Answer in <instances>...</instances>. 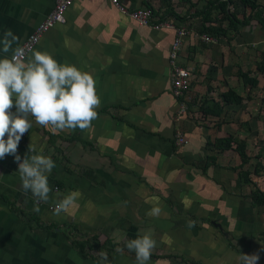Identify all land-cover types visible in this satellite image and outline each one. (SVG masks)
Returning <instances> with one entry per match:
<instances>
[{
	"label": "crops",
	"instance_id": "crops-1",
	"mask_svg": "<svg viewBox=\"0 0 264 264\" xmlns=\"http://www.w3.org/2000/svg\"><path fill=\"white\" fill-rule=\"evenodd\" d=\"M209 1L119 0L120 7L111 0H73L63 21L47 28L28 50L25 59L46 51L58 63L91 73L101 105L97 119L83 131L54 134L29 116L32 127L22 136L17 154L23 160L29 147L35 148L30 155L43 154L55 162L48 175L52 192L47 203L23 190L12 155L0 159V264H135L125 241L144 234L156 241L148 264H239L240 253H256L257 264H264V202L252 206L251 183L236 184L241 169L231 167L240 164L236 150L212 145L215 136L231 134L244 139L250 153L252 137L260 136V119L252 113L261 102L256 106V98L244 97L236 83L249 56H264V25L254 15L231 27L227 12L234 10L233 4L237 1L238 18L243 10L250 13V7L230 0L225 10L212 4L204 8ZM52 2L0 0V39L10 29L18 37L14 49ZM137 6L149 7L153 18L165 20L163 26L153 28L130 18L127 11ZM177 25L184 33L175 62L191 72L182 97L171 91L168 50ZM215 27L222 31L214 34ZM200 33L214 40L204 41ZM10 52L0 51V58ZM228 88L243 95L242 103L223 100ZM182 100L187 109L178 114ZM210 100L222 105L219 114L202 109L209 108ZM252 119L257 122L249 132L244 126ZM176 131L185 136L184 143L173 141ZM248 167L247 162L242 166ZM257 185L264 190L262 175ZM71 191L80 193L76 206L54 215L48 205L61 198L57 193ZM154 206L162 208L159 217L146 215ZM32 214L49 218L46 222L78 223V233L68 236L58 227H40ZM91 234L99 243H112L100 249L86 244V255L69 241ZM101 251L107 253V262L99 257Z\"/></svg>",
	"mask_w": 264,
	"mask_h": 264
},
{
	"label": "clouds",
	"instance_id": "clouds-1",
	"mask_svg": "<svg viewBox=\"0 0 264 264\" xmlns=\"http://www.w3.org/2000/svg\"><path fill=\"white\" fill-rule=\"evenodd\" d=\"M17 41L18 37L10 29H6L0 39V51L12 52L10 58H0V159L12 155L18 163L23 190L30 191L38 202L47 203L52 192L48 175L55 162L43 154L30 155L36 152L35 148L29 147L23 160L17 154L22 136L32 127L29 116L54 134L77 128L83 131L97 119L101 99L91 73L74 65L58 63L46 51H35L25 59L23 47L12 48ZM57 196L61 198L54 204L53 214L59 216L76 206L80 193L71 191L57 193ZM34 211L39 212V207H34ZM161 213L162 208L154 206L146 215L159 217ZM155 246L156 241L149 234L126 240L124 245L129 252H134L135 264H148ZM116 251L122 253L124 248ZM98 255L107 262L106 252H98ZM238 259L239 264H257L259 255L240 253Z\"/></svg>",
	"mask_w": 264,
	"mask_h": 264
},
{
	"label": "trees",
	"instance_id": "trees-1",
	"mask_svg": "<svg viewBox=\"0 0 264 264\" xmlns=\"http://www.w3.org/2000/svg\"><path fill=\"white\" fill-rule=\"evenodd\" d=\"M227 1L230 0H210L209 3L205 4L204 8H209L210 5H217L219 6L220 10L224 9V4L227 3ZM232 1V0H231ZM240 2L243 5H248L251 9L250 13H247L245 16L238 18L235 16V10L227 12V17L229 20V24L231 27H236L237 23L240 25H243L248 22L249 18L254 16L257 18V20L261 23V25H264V14L262 13V8L261 5L257 2V0H240ZM145 5L148 6L147 2H143ZM234 6V5H233ZM235 9V6H234ZM225 10V9H224ZM203 11V9L201 10ZM169 13L177 16V14L173 10H169ZM207 27L205 25H202L201 30H207ZM219 31H222L221 28L215 27L213 30L214 34H217ZM257 66L260 70H264V61L258 62ZM250 70H242L239 69L238 71V76L242 78L244 83H250L251 85H256L258 82V77L255 75H251ZM223 100L228 103H236L240 104L242 103L243 95L237 93L234 88H228L223 92ZM182 97V96H181ZM180 97V98H181ZM209 105L207 107H202L203 110L211 111L212 113L219 114L222 111V105L215 100L209 101ZM240 125V123H238ZM44 130V129H43ZM50 139V138H49ZM212 145L214 147H217L218 149H223V148H228L232 147L236 150V153L239 156L240 159V164L238 166H231L232 168H238L240 167L241 169L238 171V177L236 184L241 185L245 184L246 182L251 183L252 187L250 189V195L252 197L251 200V205L255 206L257 204H262L264 202V190L261 189L257 185V179L258 177L262 174L261 171H263V164L260 162V157L264 158V143L258 145L257 150L254 153V163L253 167L251 168H245L243 169L242 166L245 164V162H248V159L250 158V154L246 151V146H245V141L243 140H237L236 138H233L231 134L223 135V136H215L212 140ZM206 166H203L202 169L205 170ZM34 213V212H33ZM33 216V214H32ZM34 218V223L38 224L40 227L46 228V227H58L59 230H62L63 232L67 233L68 236L71 234V229L75 228L74 224L71 223H62V224H57L56 222H44V221H39V217L36 215L33 216ZM69 241L74 249H76L79 253L81 254H86L88 255L89 252L85 250L86 244L93 245V247H96L98 249L101 248V246L106 245V243L110 244V240L105 239L103 242L99 243L97 241V235L91 234L88 236L86 239H77L75 237H69ZM108 249V248H107Z\"/></svg>",
	"mask_w": 264,
	"mask_h": 264
},
{
	"label": "built area",
	"instance_id": "built-area-1",
	"mask_svg": "<svg viewBox=\"0 0 264 264\" xmlns=\"http://www.w3.org/2000/svg\"><path fill=\"white\" fill-rule=\"evenodd\" d=\"M73 0H53L52 6L48 12L42 17V19L32 28V30L18 43L16 47H23L25 50V56L33 44L38 40L41 34L56 22L63 21L64 11ZM119 0H111L112 3L117 4ZM119 5V4H117ZM120 6V5H119ZM121 7V6H120ZM130 18L135 20L139 24L150 25L153 28H159L163 26L164 21L159 18H153L149 7L147 6H137L130 8L128 11ZM184 33L183 26L177 25L173 26V36L169 43V58L171 61V91L172 93L179 97L183 96L184 91L189 87L191 80V72L188 67L182 66L175 62V57L179 51L180 36ZM199 37L204 41L214 40L209 34L200 33ZM12 52L9 54L11 57ZM187 109V103L182 100L178 104L177 113L182 114ZM173 141L177 144L184 143L186 141L185 136L176 131L173 136ZM55 203L49 204L48 207L53 209Z\"/></svg>",
	"mask_w": 264,
	"mask_h": 264
},
{
	"label": "rangeland",
	"instance_id": "rangeland-1",
	"mask_svg": "<svg viewBox=\"0 0 264 264\" xmlns=\"http://www.w3.org/2000/svg\"><path fill=\"white\" fill-rule=\"evenodd\" d=\"M174 2H175V0H174ZM261 2H263L261 8L264 11V0H262ZM236 3H237V1L233 4L235 6V9H236ZM234 6H233V9H234ZM242 12H243L244 16L247 13L246 10H243ZM243 43L244 44H242V45L246 48V50H249V47H250L249 44L246 43V42H243ZM261 61H264V56L262 54L256 53L252 57L249 56L248 57V61L243 66L244 70H250L249 73L251 75H255V76L258 77V82H257V84L255 86H252L250 83H244L242 78H241V76L238 79V83H236V84H240L239 90L240 91L243 90V92H241V93L244 95V97H246V98H250V97L256 98V101L254 102L256 106H258L260 104V102H261L259 108L256 107V108H258V110L254 114L252 113V115L254 117L260 119L259 122L257 123V125L258 124L260 125V127L258 129L260 131V136H257V134H256V136L252 137V140L255 141V143H253V145L250 147L251 149L249 151L250 152L249 154L251 156L248 159L247 163H248V165H250V167H253L252 165H253L254 160H255L254 153L256 151V149H255L256 146L264 143V70L263 71L260 70L258 68V66H257V63L261 62ZM241 64L242 63H239V65H241ZM240 68H242V67H240ZM254 103L252 102V105ZM256 122L257 121L256 120L254 121V119H252V121L249 120V122L244 126V128L247 127L250 130L249 132H251V130H252L251 128L255 127L254 123H256ZM59 144H60V140L58 141V145ZM60 146H62V145H60ZM259 159H260L261 164H263V166H264V158L260 157ZM261 173H262L261 175L264 178V167H263V171H261ZM50 210H52V209H50ZM46 220L48 221L50 219L49 218L48 219L39 218V221H44L45 222ZM72 222L73 223H77L76 221H72ZM77 224H75L76 225L75 228L71 229L72 235H75V234L78 233V231H76L77 227H78ZM261 234L264 235V230H262ZM78 236H79V234H78ZM103 236H104V234H103ZM238 240H234V242H237ZM263 240H264V236H263Z\"/></svg>",
	"mask_w": 264,
	"mask_h": 264
},
{
	"label": "water",
	"instance_id": "water-1",
	"mask_svg": "<svg viewBox=\"0 0 264 264\" xmlns=\"http://www.w3.org/2000/svg\"><path fill=\"white\" fill-rule=\"evenodd\" d=\"M217 224L221 227V225L219 223H217Z\"/></svg>",
	"mask_w": 264,
	"mask_h": 264
}]
</instances>
